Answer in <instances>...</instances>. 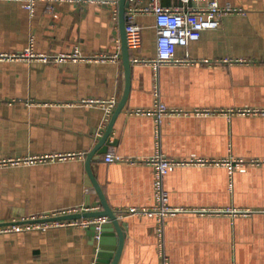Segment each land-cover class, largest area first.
Returning <instances> with one entry per match:
<instances>
[{
	"label": "crops",
	"instance_id": "1",
	"mask_svg": "<svg viewBox=\"0 0 264 264\" xmlns=\"http://www.w3.org/2000/svg\"><path fill=\"white\" fill-rule=\"evenodd\" d=\"M28 1L0 0V162H7L0 165V224L103 209L86 160L112 117L105 123L99 101L118 104L125 88L120 0H34L33 9ZM218 2L238 11L176 48L177 58L194 62L154 68L139 61L155 58L156 28L152 14L137 16L142 46L130 53L131 90L106 153L138 160L154 155L155 118L130 112L159 100L188 112L162 118L161 151L211 163L179 166L165 176L169 205L181 211L165 218L161 240L156 216H119L155 205L153 167L105 162L106 153L92 160L94 177L125 225L118 264H264V114L237 112L264 110V0ZM31 43L49 58L3 57ZM76 49L79 59L52 58ZM68 153L77 156L8 163ZM237 161L242 169L234 168ZM108 242L110 261L118 244L114 229ZM99 249L92 231L79 226L0 233V264H97Z\"/></svg>",
	"mask_w": 264,
	"mask_h": 264
},
{
	"label": "built area",
	"instance_id": "2",
	"mask_svg": "<svg viewBox=\"0 0 264 264\" xmlns=\"http://www.w3.org/2000/svg\"><path fill=\"white\" fill-rule=\"evenodd\" d=\"M106 1V0H104ZM180 5L175 6H164L161 0H149L147 4H142V0H128V7L126 8L125 16V32L126 40L130 53L132 51H137L142 46V32L143 26L137 22V16L139 14H152L155 18V28H156V56L153 59H139L141 62L149 63L154 68L159 67L163 64H179V63H188L194 62L190 59H181L177 58L176 48L178 46L188 47L191 42L197 41L201 38V34L204 30L214 29L220 25V21L223 15L238 11L236 8L231 7L230 5L221 6L218 0H180ZM114 3H117V0H113ZM192 2H195V6H190ZM34 0H29L27 3V8L33 9ZM116 16L118 15L117 9H115ZM80 51L76 49L73 53L64 54L60 56H53L54 59H79L81 55ZM117 58L119 54L115 55ZM3 57L9 58H31V59H42L47 60L48 55L36 53L33 50L32 43L27 49L21 53H14L11 55H5ZM105 58V57H103ZM158 87L155 85V94L158 96ZM88 102H93L89 100ZM99 103L106 109V121L110 118L114 109L116 107L117 101H99ZM210 111H200L195 110L194 113H208ZM230 113H235L236 111H229ZM238 113L243 114H264V110L258 109H238ZM132 114L137 115H149L153 116L157 122L156 130V141L157 149L151 157H148L143 160L133 159L129 157H123L116 154L114 151H110L103 155L105 162H142L150 164L154 169V195H155V205L151 208H137L131 207L127 210H122L119 213L121 217H127L134 214H147L154 215L157 218L158 226L157 231L160 239H163L164 233V220L166 217L171 216L177 212H180V209L173 208L169 205V194L164 186L165 176L179 166L184 165H204L211 163L209 160L197 157L195 155L187 159H176L167 156L159 148V136H160V124L164 116L167 115H180L187 114V111H184L180 108H171L165 105L164 103L157 100L155 105L152 108H137L132 109ZM77 155L75 153L68 154H56V155H47L36 157L33 159H23V160H13L8 161V163H35V162H46V161H55V160H70L75 158ZM214 162V161H213ZM255 163L256 161H251ZM216 163H218L216 161ZM230 165L231 162H223ZM1 164H7L6 161L0 162ZM244 166L243 161H237L234 165V168L242 169ZM76 210L61 211L52 216L66 215L76 213ZM45 218V217H43ZM36 218H31V220ZM107 220V217H91V218H80L74 220H57L49 222H33V223H4L0 224V233H8L13 231H23V230H33V229H42L45 230L49 227L57 226H79L82 228H90L95 226L96 234L95 238L99 240L101 224ZM162 264H171L168 261H164Z\"/></svg>",
	"mask_w": 264,
	"mask_h": 264
},
{
	"label": "water",
	"instance_id": "3",
	"mask_svg": "<svg viewBox=\"0 0 264 264\" xmlns=\"http://www.w3.org/2000/svg\"><path fill=\"white\" fill-rule=\"evenodd\" d=\"M128 5H129L128 0H120L119 2V28H120L121 43H122V60H123L124 69H125L124 93L114 109L111 120L108 124V127L104 135L100 139L95 149H93V151L88 155L87 160H86V166H87L86 168H87L88 175L90 177L92 185L95 187L100 197L101 203L103 205V209L101 211L72 213V214L38 218L34 220L32 219V220L25 221V223H33V222H49V221H57V220H74V219L91 218V217H107V220L101 224V230L99 234L100 235L99 237L100 249L98 251L97 264H118L120 256H121V252H122L123 239H124L125 225L123 222L120 221L118 213L109 206L99 182L94 177L93 171L91 169V162L93 159H97L98 156H100L101 154L106 153L108 146L110 144L116 143L115 141L111 142L110 140L111 132L113 129L115 119L125 107L126 102L129 97L130 90H131V55L128 49L127 40H126V32H125V23H126L125 12H126V8L128 7ZM89 229L92 231V235L95 236L96 234L95 226H91ZM113 229L118 234V244L115 247V252L112 255L111 260L109 261L111 254L107 253L105 249L109 248L110 246L108 242V237H109V233Z\"/></svg>",
	"mask_w": 264,
	"mask_h": 264
}]
</instances>
